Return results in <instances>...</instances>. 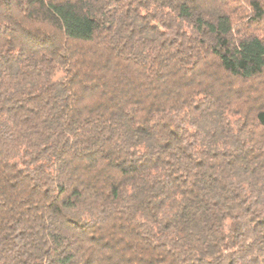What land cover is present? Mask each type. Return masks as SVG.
Here are the masks:
<instances>
[{
  "label": "trees",
  "instance_id": "1",
  "mask_svg": "<svg viewBox=\"0 0 264 264\" xmlns=\"http://www.w3.org/2000/svg\"><path fill=\"white\" fill-rule=\"evenodd\" d=\"M0 264H264V0H0Z\"/></svg>",
  "mask_w": 264,
  "mask_h": 264
},
{
  "label": "rangeland",
  "instance_id": "2",
  "mask_svg": "<svg viewBox=\"0 0 264 264\" xmlns=\"http://www.w3.org/2000/svg\"><path fill=\"white\" fill-rule=\"evenodd\" d=\"M107 19H113V12L112 11L108 12Z\"/></svg>",
  "mask_w": 264,
  "mask_h": 264
}]
</instances>
